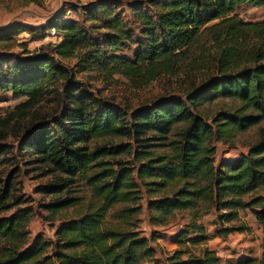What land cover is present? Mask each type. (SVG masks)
Wrapping results in <instances>:
<instances>
[{
  "label": "trees",
  "instance_id": "16d2710c",
  "mask_svg": "<svg viewBox=\"0 0 264 264\" xmlns=\"http://www.w3.org/2000/svg\"><path fill=\"white\" fill-rule=\"evenodd\" d=\"M125 5L127 10L120 0H97L86 8L87 18L102 29L97 35L79 20L64 17L40 26L16 22L0 29L3 43L21 32L35 38L51 29L60 34L50 50L23 57L1 52L0 92L24 97L16 106L24 114L52 84L57 87L59 113L38 116L28 124L17 149L34 154L49 165L48 171L66 175L42 187L44 192H59L73 177L84 176L96 198L78 215L61 218L54 240L37 234L24 248L13 241L24 234L30 208L0 218V238L8 242L0 246V264L156 263L150 239L137 230L140 188L148 196L149 220L155 224H165L184 210L197 219L214 208L221 222L238 219L239 210H248L262 230L260 257L244 256L234 264H264V196L257 195L264 186V127L247 153L218 165L212 144L230 143L264 119V18L244 20L236 12L241 6H264V0H128ZM124 49L131 55L122 54ZM196 49L202 50L199 60L213 51L214 72L193 83L184 97L163 95L130 112L80 86L73 69L59 60L76 58L83 68L142 83L191 61L187 70L202 68L190 57ZM223 98L240 105L218 112L208 122L200 107ZM125 136L135 145L88 146L96 138ZM14 151L0 142V167L14 164ZM126 151L137 167L123 160L111 165L105 159ZM14 170L0 179L3 209L11 205L4 203ZM80 201L78 196L56 197L46 206L53 215ZM118 204L122 206L114 210ZM186 226L194 234L179 229L174 241L195 245L207 239L202 224L192 221ZM235 229L245 227L222 225L217 233L226 236ZM167 264H219V259L206 248L199 255L186 248L175 250Z\"/></svg>",
  "mask_w": 264,
  "mask_h": 264
},
{
  "label": "rangeland",
  "instance_id": "374dc122",
  "mask_svg": "<svg viewBox=\"0 0 264 264\" xmlns=\"http://www.w3.org/2000/svg\"><path fill=\"white\" fill-rule=\"evenodd\" d=\"M97 0H36V2H27V0H0V29L10 24L20 22L31 26L45 25L59 17L79 20L91 34L97 35L102 29L95 27L86 16V8L91 6ZM128 0H120L125 10V3ZM237 14L244 20H258L264 18V6L253 7L250 5L241 6L236 9ZM61 36L54 29L46 31L43 37H33L28 32H21L13 36L7 42H0V53L14 54L19 56H28L32 53H38L41 50H50ZM201 42V41H200ZM202 50L193 51L191 58H196V62L203 67L197 70H187L186 66L190 63H184L176 72L162 73L156 79L149 82L135 83L129 81L121 74L107 76L90 68H83L77 64L76 58L59 59L64 65L73 69L75 79L80 82V86L92 92L95 96L112 102L116 106L124 109L126 112L135 110L138 107L148 104L154 99L163 95H185V92L193 83H199L205 75L214 72L211 64V51L203 54L199 60ZM122 54L130 56L131 51L124 49ZM193 60V59H192ZM10 61V60H9ZM8 61V62H9ZM55 90V91H54ZM59 95L57 87L52 84L51 90L43 99L33 107H28V112L22 114L21 109L16 106L26 99L14 98L10 92H0V132L2 133L0 142L10 144L14 147V164L6 163L0 167V179L5 178L10 170V197L4 204H11L9 208L3 209L0 206V218L12 215L20 208H30L29 221L24 228V234H18L13 243L20 245L21 248L27 247L32 243L37 234H42L46 239L54 240V231L61 218H69L78 215L86 209L87 204L96 198L93 195L92 188L87 183L84 176H75L73 181L56 193H48L42 190L49 184L57 182L60 177H66L59 171H48L49 165L37 160L34 154L26 151H18L20 138L25 133L26 126L37 120L39 116L49 117L52 114L59 113ZM240 103L230 98L217 99L211 103L200 107V113L208 122L218 113L233 110ZM264 127V119L258 124L239 133L233 141L224 144L213 142L215 148L214 161L218 165L224 160L233 159L241 154L247 153L249 146L253 144L258 137V130ZM170 137H174L171 135ZM120 143L135 145L130 137L114 138H96L89 144L90 149L97 146H113ZM155 150L158 147H154ZM161 151L166 147H161ZM114 164L115 160H123L126 165L134 164L133 154L131 152H121L117 155H110L105 158ZM9 164V165H8ZM3 182H0V189ZM142 198V210L138 214L139 226L137 230L141 235L150 239V244L156 250V263L149 264H167V258L175 250L188 249L190 253L199 255L203 249L212 251L219 259V264H234L244 256L260 257L262 230L255 217L248 210H239V218L229 222L218 220L217 212L214 208L202 214L197 219L192 216L188 210L178 211L169 217L165 224H155L149 220V210L147 208V195L144 188H140ZM257 195L264 196V186L257 190ZM78 196L80 203L76 206L63 209L51 215L46 204L53 201L56 197ZM19 200H21L19 202ZM122 204H118L114 210H118ZM196 221L204 226V232L207 239L198 244L187 242L178 243L174 241V234L179 229L188 230L187 223ZM244 226L245 229H235L226 236L219 235L217 230L220 226ZM188 228V229H187ZM191 229H189L190 235ZM5 238H0V246L7 244ZM12 242L11 240H9ZM185 256V255H183Z\"/></svg>",
  "mask_w": 264,
  "mask_h": 264
}]
</instances>
